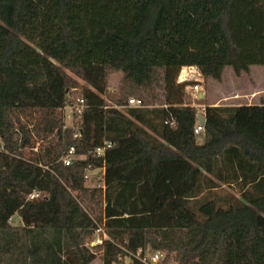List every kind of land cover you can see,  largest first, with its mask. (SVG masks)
<instances>
[{"label": "trees", "instance_id": "trees-1", "mask_svg": "<svg viewBox=\"0 0 264 264\" xmlns=\"http://www.w3.org/2000/svg\"><path fill=\"white\" fill-rule=\"evenodd\" d=\"M256 64L264 0H0V264H264V102L205 105L194 133L177 81Z\"/></svg>", "mask_w": 264, "mask_h": 264}, {"label": "rangeland", "instance_id": "rangeland-1", "mask_svg": "<svg viewBox=\"0 0 264 264\" xmlns=\"http://www.w3.org/2000/svg\"><path fill=\"white\" fill-rule=\"evenodd\" d=\"M261 68L264 71L263 65H258V64L250 65L247 72L241 71L240 73L236 74L231 66H225L223 68L220 80H216V79H213L211 77L205 78V77L200 76L199 93L200 92L206 93V97H207L206 100L209 98L211 101L212 100L211 97H214V98L220 97L223 94V92L225 94H226V92L229 93L230 91H232V93L241 92L243 95L240 97V99H243V100L234 99V101H236L235 103H238V102L241 103V102L248 101L249 97L246 100V98H245L246 96H244L245 94L247 95L253 89H260L264 86V76H262ZM120 76H121V73L118 71H113V72L109 73V77H108L109 91H108V94L113 99V100L109 99V102L112 105L114 103V99H116V96L121 94V92L119 90ZM192 83L193 82H191L190 84H192ZM186 90L189 92V98L187 99V101H190L191 105L193 104V106H196L194 104H198V103L202 104V101H200L199 99L193 101V99L191 97L192 94L190 92L189 87H186ZM124 96H121V99ZM234 101H233V99L232 100L229 99V100H225L222 102L223 103H231ZM122 102H124V101H122ZM123 105H124V103L121 105H118L117 107L124 109L125 107ZM196 108L197 107H195V109ZM61 113L63 114V112H61ZM21 115H23V114H21ZM29 115L37 117L36 112H32ZM63 117H64L65 124L69 125L71 123L72 117L66 109L64 111ZM36 146H37V144H36ZM97 172H99V171L96 170V171L91 172L90 174H95ZM86 184L92 185L90 179L86 182ZM87 245H88V243H87ZM96 252H97L96 259L91 264H101V257L99 254L100 252H99V250H96Z\"/></svg>", "mask_w": 264, "mask_h": 264}, {"label": "built area", "instance_id": "built-area-1", "mask_svg": "<svg viewBox=\"0 0 264 264\" xmlns=\"http://www.w3.org/2000/svg\"><path fill=\"white\" fill-rule=\"evenodd\" d=\"M200 72L196 66H182L178 72L177 76V81L179 82H189V87L190 92L192 94V99L197 100L199 99L198 93H199V80H200ZM193 82L192 84H190ZM201 97V96H200ZM188 104L191 105V102L188 101ZM143 105V102L141 98L139 97H127L126 102L123 105L124 107H140ZM193 105V104H192ZM197 107L196 108V113H199L203 116V108L204 106L198 104H194ZM84 108V100L81 96H73L69 95L67 97V101L65 106L62 108V112L64 115L65 109L68 111V113L72 116L74 115H80L83 111ZM203 130V125L199 124L198 121H196V124L193 128L194 133H199ZM110 146L109 142L105 143V147ZM104 147H98L96 149L97 154L103 153ZM72 151V148L69 149L68 154L63 157V162L64 164H69L70 163V153ZM40 196L39 191H32L30 194H28V198H37ZM107 239V235L104 232L102 226H97L94 232V239L91 242V244H101L103 240ZM136 256L137 258L142 261L145 264H158V262L164 257V253L159 250L155 251H145L144 253L142 252L141 248H138L136 251ZM165 264H176L173 260H169Z\"/></svg>", "mask_w": 264, "mask_h": 264}, {"label": "crops", "instance_id": "crops-1", "mask_svg": "<svg viewBox=\"0 0 264 264\" xmlns=\"http://www.w3.org/2000/svg\"><path fill=\"white\" fill-rule=\"evenodd\" d=\"M261 72H262V76H264V71L262 70V68H261ZM242 95L243 94L241 92L232 93V91H230L229 93L226 92V94L223 92V94L220 97H217V98L211 97L212 100L210 101L209 98L206 100V98H207L206 97V93H204V92L203 93H201V92L198 93L199 100L202 101V104L200 103V105H202V106H205V105H210V106L211 105L232 106V105H242V104L251 105V104H260V103L264 102V86L262 88H260V89H253L247 95L245 94L244 96H246L245 97L246 100L249 97L248 101L241 102V103L240 102L235 103L236 101H234V99L243 100V99H240V97ZM229 99L230 100L233 99L234 102H231V103H223L222 102V101L229 100Z\"/></svg>", "mask_w": 264, "mask_h": 264}, {"label": "water", "instance_id": "water-1", "mask_svg": "<svg viewBox=\"0 0 264 264\" xmlns=\"http://www.w3.org/2000/svg\"><path fill=\"white\" fill-rule=\"evenodd\" d=\"M196 119L199 122V124L204 125L205 120H204V117L201 114L196 113Z\"/></svg>", "mask_w": 264, "mask_h": 264}]
</instances>
